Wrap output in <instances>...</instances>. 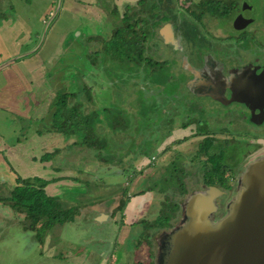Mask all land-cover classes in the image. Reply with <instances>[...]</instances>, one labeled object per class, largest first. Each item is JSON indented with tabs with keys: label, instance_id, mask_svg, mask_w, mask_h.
Returning a JSON list of instances; mask_svg holds the SVG:
<instances>
[{
	"label": "crops",
	"instance_id": "obj_1",
	"mask_svg": "<svg viewBox=\"0 0 264 264\" xmlns=\"http://www.w3.org/2000/svg\"><path fill=\"white\" fill-rule=\"evenodd\" d=\"M172 1L146 0L155 6L162 4L152 10L154 14L173 11ZM204 1L207 0H196V3ZM141 2L143 0H0V30L5 28L9 14L16 21L20 15L24 19L19 29L27 23L34 39L23 52L0 56V264H122L128 252L137 256L138 264H153L150 235L145 233L142 237L144 230L137 220L144 200L142 190L136 188L139 184L134 193L138 197L129 195L130 199L126 200H132L121 213L117 212L120 208L115 204L112 211L101 216L98 223L94 222L98 227L94 232L74 226V218L83 217L79 210L86 209L77 198L85 193L83 182L93 180V171L99 163L117 172V163H120L117 160L121 161V157L117 159L118 152H108L107 162L103 160L104 153V157H99V151L84 144L77 133L64 136L53 126L57 101L62 97L59 92H65L63 88L70 83L71 76L77 73L82 76L85 69L88 70L87 44L97 41L104 32L110 35L130 12L146 18L148 8L145 12L137 8ZM185 9L187 7L182 10ZM199 10L205 8L202 6ZM27 11L29 17L24 14ZM70 36L72 39L68 41ZM65 93L66 100H78L68 106L65 100L67 107L81 108L82 113L88 114L82 97L76 100L75 94ZM94 114L97 117L98 112ZM122 115L125 117L129 112ZM99 119L97 127L102 124L100 115ZM111 164L113 167L108 168ZM130 170L133 171V167ZM27 179L44 182L43 194L51 200L59 199L60 218L32 220L26 208L12 204L11 196L18 181ZM36 186L34 183V189ZM122 218L125 223L123 226L121 223L117 234V223ZM103 223L116 229H113L112 250L111 241L108 245L104 240L105 230L100 226ZM100 238L101 241H95ZM117 247L118 251L121 247L126 252L117 255Z\"/></svg>",
	"mask_w": 264,
	"mask_h": 264
},
{
	"label": "flooded vegetation",
	"instance_id": "obj_2",
	"mask_svg": "<svg viewBox=\"0 0 264 264\" xmlns=\"http://www.w3.org/2000/svg\"><path fill=\"white\" fill-rule=\"evenodd\" d=\"M202 3L219 8L222 4H231V8L233 5L230 0L190 3L189 9L182 10L185 16L168 12V16L150 28L146 45L155 56L148 60L151 65L161 67L169 63L171 81L177 89L163 97L168 109L159 112L165 122L163 142L158 146L161 162L154 156L142 160V146L137 153L141 159L137 164L142 165L136 168L135 164L132 173L145 179L155 176L183 180L181 186L175 187L176 195H189L205 187L218 188L223 195L216 199V220L238 192L237 180L247 166L264 159V51L260 57L236 46L234 52L223 44L222 37L209 36L205 30L214 20L205 14L208 6L203 4L205 10H199ZM244 8L243 3L233 18L240 14L253 19L242 12ZM193 47L202 49L193 50ZM197 81L202 84L200 89L198 84L194 85ZM235 89L241 94L231 92ZM179 104L185 106V111L178 110ZM149 134L153 135V130ZM245 145H249L248 150L241 155V162L233 166L238 150ZM227 147L229 152L224 154ZM126 153L124 149L117 157L125 158ZM171 153L177 154V158L165 162L163 157ZM183 159L189 160V165L183 164ZM176 201L179 208L182 199Z\"/></svg>",
	"mask_w": 264,
	"mask_h": 264
},
{
	"label": "rangeland",
	"instance_id": "obj_3",
	"mask_svg": "<svg viewBox=\"0 0 264 264\" xmlns=\"http://www.w3.org/2000/svg\"><path fill=\"white\" fill-rule=\"evenodd\" d=\"M230 1L233 2L232 8L229 7L231 4H222L224 5L222 7L223 9L220 11L223 15L222 18L216 17L217 14L215 16L213 11L208 10V12H205V14L212 17L214 20L213 24L210 25L205 32H207L209 36L216 34L222 37L221 39H225L223 44L231 47V50L234 52H236L235 47L239 46L243 48V50H249L251 54L260 55L261 57L262 51H264V0ZM190 3L193 5L196 3V0H189L187 3H181L180 0H173L170 3V5L174 6L171 12L177 13V15L180 13L184 15L182 9L186 7L189 9L188 5ZM243 3L245 8L242 12L247 16H252L253 19L242 29H237L233 26V16L235 11H238L239 6H242ZM139 4H137V8H139ZM160 5L162 4L158 3L156 6L159 8ZM156 6L146 5L147 8H150V12ZM5 10L6 13H9L8 8ZM24 14L29 17L28 11ZM191 14L194 15L193 12H191ZM155 15L162 18L168 16L169 13L158 11ZM229 15H231L230 18ZM23 19L24 17H20V15H17V21L14 16L10 14L7 16L8 22L5 28L0 30L2 32V34L0 33L1 57H10L11 55L23 52V49L29 46L30 42H33L34 39L30 36L32 31L30 25L25 23V25L23 24L22 30L19 29V24H22ZM109 36L110 35L104 32L98 37L97 41L91 40L87 44L86 60L89 63L87 67L88 70L85 69L82 76H80L81 73L71 76L70 83H67L63 90L69 94H75L76 100L81 97L84 99V105H86V110L88 111L86 116L89 117L93 115L91 113H99L100 109L105 108V115L108 116V118L110 117L111 121V117L114 116L119 120L118 126L121 128H117V131H114L117 141L114 139L112 133L109 134L106 131L108 127L107 124L98 127L91 126L95 129L94 132L96 131L94 134L98 135L99 138L103 140L102 144L107 148L106 152L102 150L106 155L103 160L109 162V155H107L108 151L122 153L123 149L127 151V157H122V162L117 160V162H120L117 163V172L116 170H107L103 164L99 163L93 171V180H89L86 184L83 182L82 185L84 186L85 193L78 195L77 198L79 199L78 203L86 208L79 210V213H83L82 218L85 219L83 220L79 216L75 217L74 226L77 228H86L90 230V233L94 232L96 228H98L94 222L109 211H112L115 204H117V209L120 208L119 211L117 210L119 213L127 207L126 203L131 201L132 198L131 200H126V198H129V195L134 196L135 187L139 184L136 188L142 190L141 192L143 193L144 200L142 204L143 208L141 206V214L137 217V220L142 224V230H144L142 237L146 236L145 233L150 235L153 253H155L153 237L160 231L170 229L178 222V211L172 214L175 208V202H177V199L186 198L188 195H176L174 190L175 187L181 186V183L184 181L180 180L177 182L168 177L157 178L155 176L144 179L143 177H137L138 175L135 176L130 169L141 160L140 158L138 159L137 153L142 146L144 148L142 160H149L151 156H154L161 162V154L159 153L161 149H159L158 146L163 142L165 122L163 117L159 115V112L164 109L167 111V103L163 97L167 93L176 90L177 86L174 81H171L172 78L169 72L170 70L168 69L169 63L166 67H161L156 64H146L147 60H144L143 63L123 61L125 57L123 54L124 50L122 54L117 52V60L120 59L121 61L106 56L104 49L109 45ZM70 39H72V36L68 38V41ZM115 40L116 38L114 37L113 41ZM146 44L144 45V52L142 53L143 59H149L155 56V52H148ZM125 46L124 44V47ZM198 49L202 48L193 47V50ZM145 52H148V54ZM131 57L135 59L137 56L134 54ZM77 101L66 100V105L68 106L70 102L73 104ZM87 101L89 102L88 104H86ZM177 108L180 112L182 110L185 111V106L183 104H179ZM128 112L129 115L125 117L122 115L128 114ZM175 125H172V127H175ZM150 129L153 130V135L149 134ZM147 141H150L149 146H146ZM248 146L249 145H245L244 148L238 150V154L235 156L236 162L233 166L238 161L241 162V157L246 153V150H248ZM228 148L229 147L224 150V154L229 152ZM177 156V154L171 153L163 158L164 160L166 158L165 162H167L173 161ZM118 158L119 156L117 159ZM181 162L186 165L190 163L189 160L186 159H183ZM123 164L125 167H123ZM141 165L139 163L135 167L138 168L139 166L141 167ZM111 167H113L112 164L108 166V168ZM165 171H167V168ZM139 181L140 183H137ZM134 197L138 196L135 195ZM134 197L133 199H136ZM63 203L65 204V202ZM121 223L123 226L125 223L124 218L117 223V234L122 228V226H120ZM148 225L149 227L146 228ZM100 226H103L105 230L104 240L108 241V245H110L111 241L112 250L116 229L113 228L115 229V231H113L109 223H103ZM95 241L99 242L101 238ZM117 245H119L118 242ZM125 252L126 250H121V247L118 251L117 247V255L120 253L124 254ZM136 257L134 253L128 252L123 257L122 264H138V262H136ZM151 263L153 262L151 261Z\"/></svg>",
	"mask_w": 264,
	"mask_h": 264
},
{
	"label": "water",
	"instance_id": "obj_4",
	"mask_svg": "<svg viewBox=\"0 0 264 264\" xmlns=\"http://www.w3.org/2000/svg\"><path fill=\"white\" fill-rule=\"evenodd\" d=\"M251 20L239 14L233 26L242 29ZM237 184L216 220L221 190L205 187L184 198L178 222L153 237V264H264V159L250 163Z\"/></svg>",
	"mask_w": 264,
	"mask_h": 264
},
{
	"label": "trees",
	"instance_id": "obj_5",
	"mask_svg": "<svg viewBox=\"0 0 264 264\" xmlns=\"http://www.w3.org/2000/svg\"><path fill=\"white\" fill-rule=\"evenodd\" d=\"M146 3L147 5L155 6V3L151 4L146 2V0H143V2L139 4L140 12L146 11ZM203 4L205 6H208L207 11H213V14H217V16L222 15L220 11L223 8H219L217 5H212L210 3H202L201 6ZM155 9L156 7L154 8V10ZM129 10L130 9H128L127 11L129 12ZM152 10L150 12V8L148 7L146 18L136 17L133 12L128 13L127 16L125 15L121 19L120 26L110 34L109 45L104 49L105 55L117 60V52H120V54H122L124 50L123 54L125 55V57L123 61L143 63L144 60H147L148 62L146 61V64H151L150 60L145 58L143 59L142 53L144 52V45L147 43V38L149 36L151 26L154 25L157 20H160V17H157V15L152 13ZM114 37L116 38L115 41H113ZM124 44L126 45L125 47ZM134 54L137 57L135 59H132L131 56ZM117 61L121 60L118 59ZM59 94H62V97H59L57 101L56 111L53 115V126L55 127V129L57 128V131L63 133L64 136H67L70 133H77L78 135H80L84 144L90 146V148H96L99 151L98 156L104 157L102 156V154L104 153L103 151L106 152L107 148L102 144L103 140H101L98 135L94 134L96 131L94 132L95 129L91 125L97 126L98 122L100 121V115V123H102L101 125L107 124L108 127L106 128V131L109 134L112 133V135H114V131H117V128H121L120 126H118V120L114 116L111 117V121L110 117L108 118V116L104 114V111L106 109H101L97 117L94 113H91L93 115L88 117L86 116V114L82 113L81 108L78 109L76 107H67L64 104V101L67 99L65 98V92L60 91ZM65 118H67V120H65ZM94 144H97L98 147H95ZM18 183L19 185L14 188L13 194L11 196V202L14 206L21 205L23 206V208H26L27 213H29L30 215L29 217L33 216L32 220L46 218L48 220L52 219V221H55L60 218L59 205L57 202L59 201V199L51 200L49 197H46L43 194L42 188L44 186V182H40V180L37 179H27L19 180ZM34 183H37V186L35 187L36 189H34ZM50 201H52L55 206ZM178 209V205L175 204V208L172 214L175 213ZM55 210L57 211V213L55 212ZM147 227H149V225L146 226V228Z\"/></svg>",
	"mask_w": 264,
	"mask_h": 264
}]
</instances>
